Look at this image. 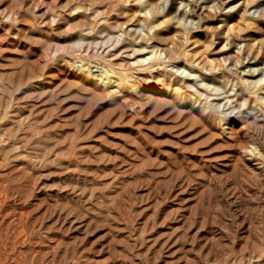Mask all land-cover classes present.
I'll return each instance as SVG.
<instances>
[{
	"label": "rangeland",
	"instance_id": "374dc122",
	"mask_svg": "<svg viewBox=\"0 0 264 264\" xmlns=\"http://www.w3.org/2000/svg\"><path fill=\"white\" fill-rule=\"evenodd\" d=\"M149 2L0 0V264H264V0Z\"/></svg>",
	"mask_w": 264,
	"mask_h": 264
},
{
	"label": "bare ground",
	"instance_id": "6f19581e",
	"mask_svg": "<svg viewBox=\"0 0 264 264\" xmlns=\"http://www.w3.org/2000/svg\"><path fill=\"white\" fill-rule=\"evenodd\" d=\"M137 5L139 7H143L145 8V10L151 14H153V16L156 14L155 12V8H153L152 4L149 2V0H134ZM224 0H219V2L223 3ZM250 3L251 0H250ZM136 5V6H137ZM232 19H235V28L237 29V31H240L241 28L243 26H245L247 28V30L249 31L248 36H250L252 38V40L256 41V48L258 47L260 50H264V18L263 19H256L253 20L252 18H250L249 16L245 15L244 12L240 14V18L237 19L235 12L228 14ZM244 21V22H241ZM182 23V18L180 19V22L178 21V24L181 25ZM116 25H114L115 27ZM187 31H190L187 29ZM166 27L165 26H159V28L152 33L151 39L154 40L157 45H159V52H158V56L162 55L163 58H171V57H175L176 54L178 53L177 50V46L176 44H174L175 40L174 39H170V37H168V34H166ZM122 31L121 32H117V33H106L105 35V39L102 43L103 44H109L111 43L112 46H115L116 44L120 43L122 41ZM228 34V33H227ZM127 35H131L130 33H127ZM229 36V34H228ZM131 37H134V35H131ZM168 42H171L172 45H170V47H167L165 44ZM195 43H197V47H200L199 51L201 52V54L203 55V53H207L209 48L212 46V39H202L201 37L197 36ZM248 45L246 44V47H248L247 49H249L248 54L251 53V49L253 48L251 46V44ZM245 45V44H244ZM259 51V50H258ZM206 56V55H205ZM204 57V56H202ZM257 57V56H256ZM201 58V55H200ZM211 65V64H210ZM212 67V65H211ZM193 72H198V76L201 77V79L206 80L207 76H205L204 74L201 73V71L199 70V68H195L191 69L190 73ZM262 71H259V73ZM188 74V73H187ZM253 73H250V76H252ZM214 76V75H213ZM210 78V77H208ZM246 87H248L249 89L256 91L258 89H262L264 90V85H259L257 81H248L247 83L245 82ZM200 94H204L206 92L205 88H198L197 89ZM215 89H213L214 91ZM216 91V90H215ZM229 102V101H228ZM233 121V120H232ZM261 127L258 128L259 130L262 129V125H260Z\"/></svg>",
	"mask_w": 264,
	"mask_h": 264
}]
</instances>
